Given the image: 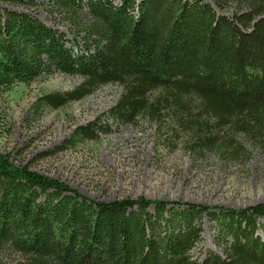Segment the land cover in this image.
Wrapping results in <instances>:
<instances>
[{
  "label": "trees",
  "instance_id": "1",
  "mask_svg": "<svg viewBox=\"0 0 264 264\" xmlns=\"http://www.w3.org/2000/svg\"><path fill=\"white\" fill-rule=\"evenodd\" d=\"M49 0L47 13L72 37L25 12H0V89L55 73L82 82L44 95L36 110H58L102 86L121 96L77 128L72 141L111 133L109 121L157 126L163 144L246 162L243 136L264 153V0ZM0 4L38 7L34 0ZM230 13V16L227 14ZM76 51H75V49ZM214 222L223 256L191 257L202 220ZM264 205L245 210L86 198L0 154V250L21 264H264ZM261 234V235H260Z\"/></svg>",
  "mask_w": 264,
  "mask_h": 264
},
{
  "label": "rangeland",
  "instance_id": "2",
  "mask_svg": "<svg viewBox=\"0 0 264 264\" xmlns=\"http://www.w3.org/2000/svg\"><path fill=\"white\" fill-rule=\"evenodd\" d=\"M34 1L38 7L28 10L0 4V12L28 13L66 34L68 46L72 47L66 28L47 13L49 0ZM121 2L115 0L116 5ZM81 82L79 77L55 73L30 84L1 88L0 154L8 155L14 165H27L97 202L144 197L151 202H187L211 211L264 205V153L253 149L243 136H239V142L251 154L245 163H225L213 151L199 157L185 152L181 144L185 138L180 133L167 146L159 141L157 126L144 120L136 125L109 121V135L99 132L96 141H72L77 128L106 115L122 93L120 86L109 84L58 110H36L42 96L69 92ZM203 217L201 241L191 252L198 261L209 253L223 256L222 249L214 243V222L207 215ZM259 223L264 225V220ZM23 262L21 254L0 250V264Z\"/></svg>",
  "mask_w": 264,
  "mask_h": 264
}]
</instances>
